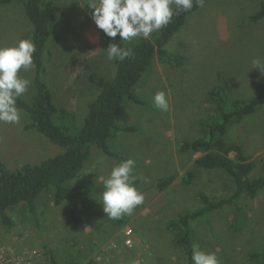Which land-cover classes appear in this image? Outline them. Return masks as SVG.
<instances>
[{
    "label": "rangeland",
    "instance_id": "1",
    "mask_svg": "<svg viewBox=\"0 0 264 264\" xmlns=\"http://www.w3.org/2000/svg\"><path fill=\"white\" fill-rule=\"evenodd\" d=\"M54 1L58 12L49 40L51 54L44 61V80L52 88L56 104L74 115L59 117L63 116L60 109L56 122L69 127V134L75 135L84 126L90 104L100 95V88L93 80H114L117 64L107 57L103 30L92 20L88 0ZM262 2L264 0H203V7L189 13L182 28L166 46L172 64L156 58L135 87L136 99L142 100L143 106L139 107L129 98L123 102L118 125H137L138 131H115L110 145L120 155L113 157L135 160L136 173L149 175L150 182L154 177L160 181L172 177L179 180L172 188L169 186L165 206L154 199L156 193L150 188L135 185L145 199L131 215H126V222L136 221L134 227L146 238L145 244L138 246L140 241L135 230L128 228L125 238L120 235L119 247L107 246L111 251L96 252L100 260L97 256L90 258L92 252L101 247V240L96 236L98 227L99 233L106 232L114 221L106 216L102 204L98 206L99 183L94 182L93 187L97 189L91 188L88 191L91 197L85 199L86 205L97 204L96 213L100 208L103 211L94 232L90 226V231H81L70 222L72 209L68 202L53 205L50 195L55 188L49 186L37 198L38 209L24 203L23 207L19 204L7 209L6 216L13 221L11 225L0 215V264L4 261L12 264L16 258L26 264L24 255L45 246L51 250V245H54L51 251L61 264H97L98 260L99 264H190L183 248L175 244V236L180 231L178 226L182 224L178 222L176 229H172L171 224L186 212L206 208L201 217L190 221L195 242L204 252L215 253L220 264H250L249 250L255 245L264 246V188L255 198L242 195L215 209L217 201L229 199L236 192L233 178L221 169L199 167L195 160L202 152L183 154L179 149L180 142L193 141L206 134L203 131L210 125L203 123L204 119H211V124L217 122L214 116L218 104L210 97L213 89L220 87L222 95L218 98L224 95L227 100L248 101L257 95L256 86L264 82V73L254 68L253 60L259 59L264 65V17L257 22L250 17L260 9ZM24 6L18 1L0 4V46H15L34 30ZM140 38L131 42L117 40L132 47ZM36 74L35 65L20 72V76L30 81L22 95L25 98L31 99L35 94ZM32 89L33 93L26 95ZM158 91L167 94L170 107L166 112L154 105L153 97ZM19 110L18 124L0 122V162L13 170L64 152L63 147L45 134L28 129L29 115ZM224 140L241 148V152L253 160L255 169L250 174L251 179L262 176L264 104L240 122L231 123ZM236 153L238 151H233L230 157L234 159ZM111 159L112 156L92 144L85 165L103 170L107 178V169L114 166L113 162L109 164ZM77 177V182L75 178L71 181L72 185L81 181L82 176ZM201 194L207 197L208 203ZM147 201L154 203L148 207ZM147 210L150 214L144 213ZM124 220L125 215L118 222ZM118 229L123 230L124 226ZM130 252L133 255L135 252V256ZM122 254L127 256V263L119 259ZM38 263L48 264V261Z\"/></svg>",
    "mask_w": 264,
    "mask_h": 264
},
{
    "label": "trees",
    "instance_id": "2",
    "mask_svg": "<svg viewBox=\"0 0 264 264\" xmlns=\"http://www.w3.org/2000/svg\"><path fill=\"white\" fill-rule=\"evenodd\" d=\"M13 1L24 3L26 15L34 26V30L27 34L25 39H31L36 46L33 62L37 73L34 80V96L31 99L24 96L19 97L16 106L28 113L30 118V123L27 125L28 129H34L45 134L53 143L65 150L61 154L45 159L38 164L26 163L13 170L8 169L5 162L1 161L0 215L3 216L5 223L11 225L13 221L6 216L7 209L19 204L22 207L25 206L24 204H30L36 210L37 198L49 186H54L53 199L55 204L59 205L67 201L72 206L70 222L79 224L83 220L79 199L83 195L90 198L91 195L88 194V191L91 187H86L84 184L71 185L70 181L76 178L84 168L85 162L91 153L92 144L102 149L107 155L119 156L110 145V140L115 131L120 130L127 133L138 131L137 125H118L117 119L123 102L129 98L139 107L143 106V101L136 99L135 87L156 58L172 64L166 46L182 28L189 13L199 9V6H196L194 0V7L190 12H181L179 15L174 16L169 25L158 32H154L147 40L141 37L132 47L118 41L117 39H121L119 34L113 39L103 32L102 38L105 46H109L110 43H120L121 47L131 49L132 55L123 61L116 60L117 74L114 80L93 78V82L100 88V95L90 104L89 113L82 130L74 135L69 134V127L61 126L56 122L60 109L63 116L59 117L74 116L73 113L66 112L65 108L56 104L52 88L44 80L46 72L44 61L51 54L49 40L54 33L53 24H55L58 12L57 3L54 0H0V4ZM263 17L264 2H262L260 9L252 14L250 19L257 22ZM256 88L257 95L248 101L227 100L224 95L218 98L219 95H222L220 87L213 89L210 97L218 104L217 113L214 116L217 122L211 124V119H204L203 123L210 125V128L203 131L206 134L196 140L185 141L182 145L183 151L203 153L195 162L199 167L221 169L233 178L236 192L229 199L223 198L217 201L214 206L215 209L236 200L238 197L240 198L242 195L255 198L264 188V173L257 179H251L250 174L255 169L253 160L245 156L244 152H241V148L230 145L224 140L231 123L240 122L244 116L254 113L264 104V82L258 83ZM32 93L33 89L26 95ZM233 151H238L234 159L230 157ZM262 169L264 172L263 166H261ZM135 173L136 170L134 169L133 175ZM174 179L175 177L159 180L157 183L158 190L168 189ZM201 198L208 203L206 196L201 194ZM99 199H102V197H99ZM206 211L207 208L186 212L180 216L178 221L175 219L171 224L172 229L175 228L178 222L182 224L178 226L180 231L175 236V244L183 248L190 264H193L191 259L193 245H198L194 240V231L190 226V221L201 217ZM198 246L201 251H204L200 245ZM263 247L258 248L255 245L249 250L247 259L250 264H264ZM41 249H43V255L48 264H60L47 246Z\"/></svg>",
    "mask_w": 264,
    "mask_h": 264
},
{
    "label": "clouds",
    "instance_id": "3",
    "mask_svg": "<svg viewBox=\"0 0 264 264\" xmlns=\"http://www.w3.org/2000/svg\"><path fill=\"white\" fill-rule=\"evenodd\" d=\"M195 4L203 7V0H195ZM87 7L92 10L91 18L95 25L106 36L114 39L119 34L121 41L131 42L140 37L149 39L153 32L169 25L174 16L190 12L194 0H88ZM105 51L109 60L123 61L132 55L131 49L121 47L120 43H110ZM35 52L36 46L31 39H22L15 46H0V122H20L21 113L16 102L30 84L28 79L20 76V72L34 67ZM253 65L264 73V65L259 59L253 60ZM153 102L159 110H169L165 92L158 91ZM134 167L135 160H123L112 168L103 181V211L110 219L131 215L144 202V193L135 187ZM191 259L193 264H220L215 253L201 251L198 245H193Z\"/></svg>",
    "mask_w": 264,
    "mask_h": 264
},
{
    "label": "crops",
    "instance_id": "4",
    "mask_svg": "<svg viewBox=\"0 0 264 264\" xmlns=\"http://www.w3.org/2000/svg\"><path fill=\"white\" fill-rule=\"evenodd\" d=\"M115 136V134H114ZM114 136L111 138V139H114ZM187 141V140H185ZM184 141V142H185ZM183 142V143H184ZM183 143L180 142V151L181 153L183 152H191V151H183L182 150V145ZM182 144V145H181ZM191 153H194V152H191ZM199 153V152H197ZM184 154V153H183ZM120 155V154H118ZM109 156V155H108ZM131 156H133V154H131ZM199 158V157H198ZM196 158V159H198ZM123 159H126V157H113L112 156V159L110 160L109 164L111 165L112 162L114 163V166L117 165L119 162H121ZM196 162V160H195ZM114 166H111L109 169H107V174L109 175L112 168ZM135 169V168H134ZM136 172H138L136 170ZM79 176H82L81 178V181L78 183V184H84V186L86 187H91L92 189L96 190L97 187H93L94 186V182L96 183H99V197L101 198L102 197V192L104 190V187H103V181L104 179L106 178L105 177V174H104V171L101 170L99 171V169H95L93 167H89L87 168L86 165H84V168L82 169V171L80 172ZM134 176L136 177V180H135V185H137L138 187L140 188H150L151 191L155 192L156 195L154 197V199H157L158 200V203L162 204L163 206H165V194L166 192L169 190V187L168 189H166L165 191H159L157 188H155L153 185H155L157 187V183L159 182V178L158 177H154V179L150 182L149 181V178L150 176L147 175V174H141L139 172V175L137 173L134 174ZM78 177H76L74 180V182H77ZM177 182H179L178 178H176L172 184L170 185V188H172L174 186V184H176ZM71 185H72V182H71ZM158 192H162L160 195H157ZM51 197H53V194L50 195ZM88 196L86 195H83L80 197L79 201H80V208L82 209V214H81V217H82V222H80L79 224H73L77 227H79L81 229V231H88L90 228H92L91 232H94L95 231V227H96V224L102 219V216H103V211L101 210V208L99 209V213H96L97 211V204H92V205H86L85 203V199H87ZM102 199H99L98 200V206H100V204H102L101 202ZM67 201H64L63 203H66ZM53 205H56L55 202H54V199H53ZM148 203V207H150V205H153L154 202H150V201H147ZM72 208V206H71ZM96 213V214H95ZM105 213V212H104ZM144 213L146 214H150V212L147 210L145 211ZM143 213V214H144ZM145 216V215H144ZM148 216V215H146ZM86 217V218H85ZM127 218H126V215H125V220L123 221V223H120L118 222V219H115L113 221V225L106 231V232H101L99 233V227L97 229V233L98 235L97 238H99L101 240V243H100V246L98 251L94 250V252H92V254L89 256L90 258L92 257H95L97 256L95 253L96 252H105V251H111L110 249H106L107 246H109L110 248H116V247H119L121 245V242H122V237L120 236L121 234L124 235V238L126 237V234H125V231L126 229L128 228H131L132 230H135V235L136 237L139 239L140 243H138V246L142 243H144L143 240L147 241L146 238L144 236H142L138 229L136 227H134V223L136 222L135 220H131V221H127ZM122 224V225H120ZM120 225V226H119ZM90 226V228H89ZM121 226H124V229L123 230H119L118 228L121 227ZM90 231V230H89ZM87 233V232H86ZM139 234L141 235L142 238L139 237ZM95 243L98 244V240H95ZM109 244V245H108ZM145 244V243H144ZM116 245V246H115ZM115 246V247H113ZM138 246H137V250H138ZM52 248H54V245H51V250ZM121 249V248H120ZM117 251V250H115ZM121 251V250H120ZM109 253V252H108ZM131 253V252H130ZM131 256H135V252H134V255L131 253ZM99 257V256H97ZM56 258V257H55ZM57 259V258H56ZM119 259L125 263H127L128 261V258L126 255L122 254L119 256ZM58 260V259H57ZM99 260H100V257H99ZM99 260L97 261V264H99ZM59 261V260H58ZM60 262V261H59ZM61 264V263H60ZM64 264H68V263H64Z\"/></svg>",
    "mask_w": 264,
    "mask_h": 264
},
{
    "label": "built area",
    "instance_id": "5",
    "mask_svg": "<svg viewBox=\"0 0 264 264\" xmlns=\"http://www.w3.org/2000/svg\"><path fill=\"white\" fill-rule=\"evenodd\" d=\"M42 252H43V249L39 248V250L34 249L33 253L24 255V259H25L26 264H39L38 263L39 261L46 260L44 255L42 254ZM40 257H41V259H40ZM4 264H7V262L4 261ZM12 264H25V263L23 260L16 258V259H13Z\"/></svg>",
    "mask_w": 264,
    "mask_h": 264
},
{
    "label": "bare ground",
    "instance_id": "6",
    "mask_svg": "<svg viewBox=\"0 0 264 264\" xmlns=\"http://www.w3.org/2000/svg\"><path fill=\"white\" fill-rule=\"evenodd\" d=\"M167 178H168V177H167ZM71 181H72V180H71ZM71 181H70V182H71ZM127 242H130V241H127Z\"/></svg>",
    "mask_w": 264,
    "mask_h": 264
}]
</instances>
